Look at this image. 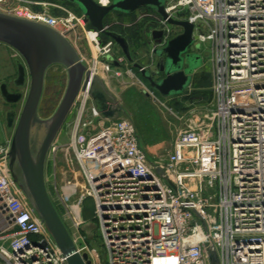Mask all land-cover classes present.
<instances>
[{
  "label": "built area",
  "instance_id": "obj_1",
  "mask_svg": "<svg viewBox=\"0 0 264 264\" xmlns=\"http://www.w3.org/2000/svg\"><path fill=\"white\" fill-rule=\"evenodd\" d=\"M112 1L94 0L103 7ZM55 3L43 6L59 16L22 8L15 17L64 37L89 74L74 103L66 148L84 180L80 203L94 202L106 264H264V0H166L168 19L192 24L194 44L208 50L214 103L201 120L177 133L163 161L148 159L129 119L108 121L96 106L88 108L93 79L121 77L127 60L111 39L101 44L103 35L81 13ZM137 21L146 22L150 34L162 33L161 40H151L152 54L180 33L151 10L133 24ZM126 72L179 119L141 77ZM105 143L108 155L102 152ZM60 150L51 145L53 164ZM9 151L10 144H0V264H67L13 181ZM72 241L90 264H99L95 251L84 252Z\"/></svg>",
  "mask_w": 264,
  "mask_h": 264
},
{
  "label": "water",
  "instance_id": "obj_2",
  "mask_svg": "<svg viewBox=\"0 0 264 264\" xmlns=\"http://www.w3.org/2000/svg\"><path fill=\"white\" fill-rule=\"evenodd\" d=\"M70 3L85 17L92 29L111 39L121 50L127 62L139 72L149 87L162 98L183 95L189 88L192 76L201 60L186 56L194 43V26L187 21L168 19L165 14L166 0H113L107 7L99 6L94 0H54ZM145 9L156 12L168 24L180 30L163 48L155 49L153 54L164 57L157 64V69L165 73L159 82L131 57L128 41L122 35L105 30V18L114 14L133 15ZM162 33L153 31L151 40H161ZM0 44L15 50L23 60L18 64V85L22 84L25 67L30 75V88L16 125L9 151V167L13 181L19 185L28 197L33 209L44 223L58 249L66 257L67 264H90L85 254L80 255L58 215L45 186V163L49 149L63 126L78 93L86 86L89 74L80 62L74 47L56 31L44 25L0 13ZM185 56V57H184ZM205 55L204 57H206ZM61 66L66 70L67 84L62 100L49 120H41L38 107L43 94L44 78L52 66ZM117 66V64H114ZM187 66V68H186ZM154 71V70H153ZM98 79H93L92 86ZM6 102L16 103L21 99L19 94L2 91ZM34 126H44L45 137L37 152L31 146V131ZM161 174V171H158Z\"/></svg>",
  "mask_w": 264,
  "mask_h": 264
},
{
  "label": "rangeland",
  "instance_id": "obj_3",
  "mask_svg": "<svg viewBox=\"0 0 264 264\" xmlns=\"http://www.w3.org/2000/svg\"><path fill=\"white\" fill-rule=\"evenodd\" d=\"M162 1L164 2L165 0ZM55 2L56 1L54 0H1L0 13L15 17V14H17L20 9L27 8L32 12L46 11L51 15L59 16L61 13L57 9L43 6V4H57ZM65 7L73 9L75 6L65 5ZM142 12L143 11L136 12L132 16H119L112 13L105 19V25L110 28H117L119 32L124 33V35L131 40V57L135 62L147 68H152L155 67L157 60L151 52L153 44L151 43L150 36L147 35L149 30L148 24L143 21H137L136 24H133ZM127 25L130 26L127 27ZM80 38L83 37L80 36ZM99 40L101 44H104L109 39L104 40L101 37ZM203 48L204 49L202 50L204 52H202L205 56L207 55L208 50L206 47ZM116 50L121 53L118 46ZM18 61L22 62L23 60L15 50L6 45L0 44V76L13 73V67H15ZM123 66L122 70H119L121 72V77L116 78L117 81L109 76V78L104 77L106 78L104 83L107 85L111 84L112 86H117L116 90H113V93L115 94L114 96L118 98L122 105L124 102V104H126L131 111V114L128 116L119 117L129 119L135 127L139 124L140 129L143 130L144 133V139L146 141L144 143H155V141L158 140L164 142L165 145L161 147L156 155L148 154L146 149L143 148L149 160L163 161L170 153L177 133L180 130L185 129L187 124H194L198 119L201 120L202 116L207 113V109H211L214 103V98L210 90L208 101L203 102L201 99V90L197 88V81L200 79L204 80L206 75L210 76L212 82V67L208 55L203 57L202 60L198 62L197 69L192 76L191 84L183 95L167 99L159 97L161 100L165 101L166 107L173 109V113L176 114L179 119H176L174 115H171L169 112L162 109L149 97H142V100L140 101V93H142V89L139 87V84L137 85L134 78L132 79L127 76L126 71L131 70V72L136 74L138 78L141 76L129 63L125 62ZM66 79L67 74L65 69L61 66H52L47 71L46 83L38 107V116L41 120H49L54 115L65 92L67 84ZM134 83H136L135 85L138 86V89H136L137 87L133 85H129ZM128 86L129 88L123 92V90ZM123 93L124 95L122 96ZM24 95L23 99L25 100L27 92ZM92 95L95 97L93 91ZM92 95L90 101L93 102L96 98H93ZM23 103L24 101H22V105H24ZM76 110L77 107L73 105L53 142L54 145L61 148H64L65 146V151L64 149L63 151L60 150L55 156L54 169L57 185L59 186V189L61 187L65 191L64 202L66 203L62 202L63 196L56 198L52 194V198L58 215L64 223L71 239L75 240L77 247L84 250V252L87 251L91 253L92 251H95L99 255L97 260L99 264H106L107 255L101 246L97 223L94 220V202L89 198L85 199L82 204L80 203L85 190L84 180L82 174L80 173L81 169L74 160L72 152L66 148V145L70 141L71 128L76 116ZM133 111L136 114L139 113L140 115L136 118ZM190 111H193V116L188 114ZM2 121L1 127L4 130L5 136L2 140L0 138V144L2 141V143H4L3 145H7L11 142L12 130H6ZM45 133L46 129L44 126H34L32 129L31 146L34 153L37 152L40 144L42 143ZM102 148L103 154L108 155V144L105 143ZM49 153L46 162L48 163L47 180L50 182L53 170L51 164H53V162L51 160V154ZM75 189L77 193H74ZM66 199H68V201ZM73 208L75 211L81 210V212L79 214L77 213V215H75L76 213L74 212V216H72V214H70V209ZM71 217H73L72 219L75 221H82V225H80L79 228H76L75 225H73Z\"/></svg>",
  "mask_w": 264,
  "mask_h": 264
},
{
  "label": "crops",
  "instance_id": "obj_4",
  "mask_svg": "<svg viewBox=\"0 0 264 264\" xmlns=\"http://www.w3.org/2000/svg\"><path fill=\"white\" fill-rule=\"evenodd\" d=\"M109 78V77H107ZM111 78L116 79L115 77L111 76ZM106 78H99L97 80V82L93 85V89L92 91L94 92L95 97L92 95L94 99V101H90V103H88V108L92 105L96 106V108L100 111L101 115L103 116V118H105L108 121H112L115 119H119V116H128L129 114H131L130 112V108H128V106L126 104L123 105L122 103L118 100V98L116 96H114L115 94L113 93V90H116V85L112 86L111 84L107 85L104 83V80ZM117 81V79H116ZM129 85H133L135 87H137L136 89H138V86H136L135 84H129ZM112 86V87H111ZM129 88L126 87L123 92H125L127 89ZM96 90V91H94ZM124 95V93L122 94V96ZM142 97H148L146 96L143 91L142 93H140V101L142 100ZM75 107H77L75 105ZM135 112L133 111V114ZM136 114V113H135ZM134 114V116L137 118L138 115H140L139 113H137L136 115ZM136 128V132H137V136L139 138V142L142 148L146 149L148 154L151 155H156V153L159 152V150L161 149L162 146H164V142H161V140L155 141V143H144L146 142L144 139V133L143 130L140 129L139 124L135 127ZM4 130L1 127L0 124V138L2 140V138H4ZM160 142V143H159ZM1 144L2 143L1 141ZM10 143H8L7 145H9ZM144 144V145H143ZM155 144V145H153ZM61 151H63V148H61ZM65 151V149H64ZM47 161V160H46ZM47 162L45 163V171H44V178H45V186L48 192V195L52 201V203L55 206V203L53 201L52 198V194L56 197L59 198V196H65L64 194V190L57 185L56 182V177H55V169H54V164H51V167L53 168L52 173H51V180L50 182L47 180V172H48V168H47ZM61 186V185H60ZM76 188V187H75ZM61 195H60V194ZM75 193H77L76 189H75ZM62 198V199H63Z\"/></svg>",
  "mask_w": 264,
  "mask_h": 264
},
{
  "label": "flooded vegetation",
  "instance_id": "obj_5",
  "mask_svg": "<svg viewBox=\"0 0 264 264\" xmlns=\"http://www.w3.org/2000/svg\"><path fill=\"white\" fill-rule=\"evenodd\" d=\"M140 11H145V9H140L137 12H140ZM118 34H120V33H118ZM147 35H149L150 39H151V34L149 33V30H148ZM122 36L125 37L124 35H122ZM129 47H130V52H131L132 47H131L130 44H129ZM195 55H199L201 60L204 57L203 52L201 51V49L193 43L191 48H189V50L187 51L186 56L194 58ZM154 57L157 60V62L155 64L154 71L149 69V68H147V70L151 74L153 80L156 81V82H159L162 79H164L165 73L159 71L156 66H157V64L159 62L162 61V59L164 57H160L159 58V57H157L155 55H154ZM18 64H22L23 66H25L23 61L22 62L18 61V63L15 65V67H13L14 68L13 73L5 74L4 76H2V75L0 76V124H1V121L4 120V121H2L3 124H4V128H6V130H12V137H13L16 125L18 123V120H19V117H20V114H21V111H22V108H23L22 101H25L23 99V97L25 96L24 94L26 92L28 93L29 88H30V75H29L26 67H25V74H24V77H23L22 84L18 85V68H17ZM186 68H187V66H186ZM46 76H47V72H46L45 78H44L43 89H44L45 83H46ZM144 81L148 85L147 81L146 80H144ZM4 90L7 91L9 94H19V95H21V99L18 102H16V103H8V102H6L4 97H3V95H2V91H4Z\"/></svg>",
  "mask_w": 264,
  "mask_h": 264
},
{
  "label": "trees",
  "instance_id": "obj_6",
  "mask_svg": "<svg viewBox=\"0 0 264 264\" xmlns=\"http://www.w3.org/2000/svg\"><path fill=\"white\" fill-rule=\"evenodd\" d=\"M62 4L63 5H72L70 3H62ZM73 10L75 12H78V10L75 7L73 8ZM115 15H119V16H132V15H124V14H115ZM110 31L117 32V33H120L121 35H124V33L119 32V30L117 28H112V29H110ZM124 36L126 37L125 39L128 41V43L131 45L132 44L131 40L126 35H124ZM102 39L106 40L108 38L105 37V36H102ZM210 86H211V79H210V76L209 75H206V77H205L204 80L203 79H200V80L197 81V88L201 90L200 93L202 95V98L201 99L203 100V102L204 101H208V98H209V95H210V92H209Z\"/></svg>",
  "mask_w": 264,
  "mask_h": 264
},
{
  "label": "bare ground",
  "instance_id": "obj_7",
  "mask_svg": "<svg viewBox=\"0 0 264 264\" xmlns=\"http://www.w3.org/2000/svg\"><path fill=\"white\" fill-rule=\"evenodd\" d=\"M93 38V36H91Z\"/></svg>",
  "mask_w": 264,
  "mask_h": 264
}]
</instances>
